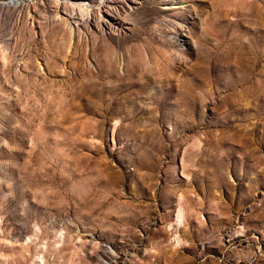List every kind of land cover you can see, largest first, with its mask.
Returning <instances> with one entry per match:
<instances>
[{"label": "rangeland", "instance_id": "1", "mask_svg": "<svg viewBox=\"0 0 264 264\" xmlns=\"http://www.w3.org/2000/svg\"><path fill=\"white\" fill-rule=\"evenodd\" d=\"M116 3L0 0V264H264V0Z\"/></svg>", "mask_w": 264, "mask_h": 264}, {"label": "bare ground", "instance_id": "2", "mask_svg": "<svg viewBox=\"0 0 264 264\" xmlns=\"http://www.w3.org/2000/svg\"><path fill=\"white\" fill-rule=\"evenodd\" d=\"M9 4L14 5V6H20L29 0H8ZM127 1H134V0H127ZM118 2V0H97V1H92V0H57V6L59 7H64L68 8V11L70 10L69 17L76 22L82 20L84 21L86 18H89L92 16L93 9L96 7V10L101 14L104 13L103 16V21L114 25L117 24V22H114L113 18H111V13L114 11H119V8H115V6ZM116 9V10H115ZM116 11V12H117ZM106 13V15H105ZM108 15V16H107Z\"/></svg>", "mask_w": 264, "mask_h": 264}]
</instances>
